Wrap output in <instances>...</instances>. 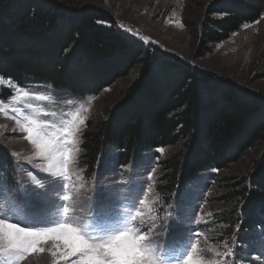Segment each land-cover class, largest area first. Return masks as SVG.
<instances>
[{
    "label": "trees",
    "instance_id": "trees-1",
    "mask_svg": "<svg viewBox=\"0 0 264 264\" xmlns=\"http://www.w3.org/2000/svg\"><path fill=\"white\" fill-rule=\"evenodd\" d=\"M214 10L219 17L211 15ZM263 14L264 0H218L203 15L199 51ZM137 66L117 105L103 119L86 122L80 162L88 171L113 151L118 163L129 164L150 148L182 141L179 151L160 162L159 190L169 201L201 172L227 170L264 143V90L239 85L132 34L95 4L0 0V75L14 85L46 83L75 96H96ZM12 88L0 85V97L7 100ZM13 167L8 148L0 145V169L9 180ZM216 180L224 189L219 203L233 204L217 217L227 222L226 234L240 224L241 244L264 237V152L248 178Z\"/></svg>",
    "mask_w": 264,
    "mask_h": 264
},
{
    "label": "rangeland",
    "instance_id": "rangeland-1",
    "mask_svg": "<svg viewBox=\"0 0 264 264\" xmlns=\"http://www.w3.org/2000/svg\"><path fill=\"white\" fill-rule=\"evenodd\" d=\"M73 5L95 4L112 13L118 25L125 30H131L132 34L152 40L167 51L174 52L183 58L193 60L203 68L213 73L233 79L239 85L250 89L264 90V14L261 18L247 25L240 31L234 33L229 39L209 44V50L199 51L200 41L198 40L200 24L207 9L218 0H64ZM212 16L219 17L217 10L210 11ZM139 66L133 68L128 75L119 78L110 87L105 88L96 96L86 97L75 96L68 90L57 89L46 83H29L30 91H45L51 94L54 99L64 102L69 99L74 104L83 105L82 117L89 119H103L111 108H114L123 96L124 90L138 75ZM17 85V84H16ZM12 84L10 87H15ZM50 86V87H49ZM0 99H2L0 97ZM7 103V100H5ZM18 105L8 103V107ZM12 113L8 115L0 113V145L8 148L10 154H19V162L12 156L14 164L13 175L9 177L0 169V185L6 193L18 192L22 200L29 202L33 210H40L45 207L44 201L31 194L29 185L26 183L25 173L30 171L29 164L42 165L43 161L32 157L34 149L24 138L15 121L11 119ZM86 127L83 126V130ZM83 134V132H82ZM82 135L80 139L79 158L73 168L81 171L85 188L82 190V198H85L86 208L94 206L97 201H108L112 196L119 197L128 190L127 185L133 181H146L147 172L155 167L152 177L149 200H156L159 197L158 207L165 211L158 213L163 218L171 214L175 219L158 221V228L161 229L166 240H171L179 231L185 229L192 232H200L199 247L214 249L215 252L204 253L205 259L215 261L216 264H264V237L254 241L239 242L237 235L239 230L234 228V234H226L227 222H217V217L223 209L233 206L230 203H219L218 198L224 194V189L217 185V178L236 176L237 178H248L252 171L253 163L260 160L264 152V143L251 148L243 159L233 164L227 170L208 169L201 172L196 181L189 183L184 190L176 192L169 201L163 198L159 186L163 171V164L160 163L174 152L183 147L182 141L177 145H168L161 148L151 149L143 153L139 162L131 160L129 164H121L116 161L114 153L110 152V160L102 166L98 164L95 170L85 168L81 162ZM159 149H163L160 152ZM162 164V165H161ZM126 166L124 172L120 166ZM248 185V181L246 183ZM17 185V187H15ZM220 186V185H219ZM49 198L54 199L56 193L53 187L48 188ZM202 206V207H201ZM175 209H181L176 212ZM86 210V209H85ZM153 215L157 214L153 209ZM197 219L200 220L197 225ZM183 226V227H182ZM232 248V257L225 259L217 257L216 252L223 253L224 245ZM46 248L52 247V241L45 243ZM57 250V249H53ZM58 250L56 260L60 259ZM73 257L68 258L71 264ZM26 264H55L50 253L33 254Z\"/></svg>",
    "mask_w": 264,
    "mask_h": 264
},
{
    "label": "snow or ice",
    "instance_id": "snow-or-ice-1",
    "mask_svg": "<svg viewBox=\"0 0 264 264\" xmlns=\"http://www.w3.org/2000/svg\"><path fill=\"white\" fill-rule=\"evenodd\" d=\"M0 85L11 86V78L0 75ZM12 92L7 103L0 99V113H12L10 118L34 149L26 160L43 161L42 165L29 164L25 178L31 194L44 201L45 207L33 210L20 193H6L0 185V264H26L33 254L46 252L55 264H68L69 257L74 258L71 264H216L205 259V252L215 250L199 247L200 232L185 229L169 241L158 228V221L175 217H159L165 211L158 207L159 197L148 198L155 167L147 172L146 181L133 180L119 197L86 208L81 195L85 183L81 171L73 168L87 119L81 115L83 105L71 99L58 101L27 86L16 85ZM8 103L18 106L8 107ZM11 155L19 162L18 153ZM125 169L120 166L121 172ZM49 186L55 190L54 199L49 198ZM49 240L52 247L46 248ZM224 247L223 253L215 255L230 259L232 248ZM59 249L64 251L56 260Z\"/></svg>",
    "mask_w": 264,
    "mask_h": 264
}]
</instances>
